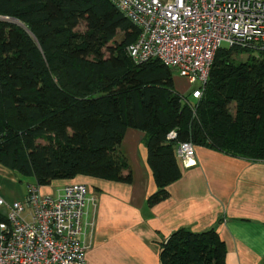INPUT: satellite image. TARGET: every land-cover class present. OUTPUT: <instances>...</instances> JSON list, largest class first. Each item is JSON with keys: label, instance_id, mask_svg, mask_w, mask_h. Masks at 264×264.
I'll list each match as a JSON object with an SVG mask.
<instances>
[{"label": "trees", "instance_id": "trees-1", "mask_svg": "<svg viewBox=\"0 0 264 264\" xmlns=\"http://www.w3.org/2000/svg\"><path fill=\"white\" fill-rule=\"evenodd\" d=\"M0 16L25 25L0 20V166L38 186L78 175L131 182L120 147L135 128L147 135L154 205L182 177L179 142L264 159V53L222 46L193 102L174 89V72L160 60H132L127 47L139 30L114 0H0ZM242 53L250 56L238 61ZM225 254L216 229L182 228L160 259L225 264Z\"/></svg>", "mask_w": 264, "mask_h": 264}, {"label": "crops", "instance_id": "crops-1", "mask_svg": "<svg viewBox=\"0 0 264 264\" xmlns=\"http://www.w3.org/2000/svg\"><path fill=\"white\" fill-rule=\"evenodd\" d=\"M146 133L128 128L120 152L131 182L78 175L40 186L58 195L70 181L89 192L80 236L89 264H161L171 234L216 229L226 246L225 264H264V159L251 160L196 147V163L168 186L169 196L150 205L158 190L147 160ZM11 175L12 170L0 166ZM13 177V176H11ZM9 204L10 200L0 192Z\"/></svg>", "mask_w": 264, "mask_h": 264}, {"label": "built area", "instance_id": "built-area-1", "mask_svg": "<svg viewBox=\"0 0 264 264\" xmlns=\"http://www.w3.org/2000/svg\"><path fill=\"white\" fill-rule=\"evenodd\" d=\"M139 30L127 47L136 63L158 59L195 85L199 99L222 46L264 53V0H114ZM171 131L169 138H175ZM175 153L184 167L196 163L192 142ZM89 192L83 182L66 184L58 195L31 184L25 202L7 203L0 221V264H89L80 236Z\"/></svg>", "mask_w": 264, "mask_h": 264}, {"label": "rangeland", "instance_id": "rangeland-1", "mask_svg": "<svg viewBox=\"0 0 264 264\" xmlns=\"http://www.w3.org/2000/svg\"><path fill=\"white\" fill-rule=\"evenodd\" d=\"M0 20L11 21L15 24L25 27V25L21 23L18 19L12 18L9 16L7 17L0 16ZM122 37H123V34L120 32L117 36V40L121 41ZM249 56L250 55L248 53H242V54L236 55V59L238 61L239 60L245 61ZM173 80H174V89L177 92L187 96L189 100L194 102L195 99L192 98L191 92L195 87L199 86V83L195 85L190 84L187 81V79L185 77L183 78L182 76H180L179 72L177 71H175L173 74ZM7 173L9 172H5V170L0 171V192L3 195H5L7 198L10 197V200L12 201L18 200L20 202H25L26 196L28 193V187L31 184H35V178L32 176H23L15 171H12L11 175ZM6 214H7V208L0 207V215L5 216ZM0 233H1V230H0Z\"/></svg>", "mask_w": 264, "mask_h": 264}, {"label": "bare ground", "instance_id": "bare-ground-1", "mask_svg": "<svg viewBox=\"0 0 264 264\" xmlns=\"http://www.w3.org/2000/svg\"><path fill=\"white\" fill-rule=\"evenodd\" d=\"M129 20V19H128ZM130 21V20H129ZM128 53V52H127ZM135 62V61H134Z\"/></svg>", "mask_w": 264, "mask_h": 264}]
</instances>
